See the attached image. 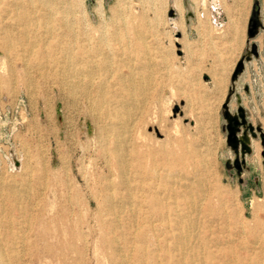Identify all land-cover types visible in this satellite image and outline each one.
I'll return each instance as SVG.
<instances>
[{
	"label": "rangeland",
	"instance_id": "1",
	"mask_svg": "<svg viewBox=\"0 0 264 264\" xmlns=\"http://www.w3.org/2000/svg\"><path fill=\"white\" fill-rule=\"evenodd\" d=\"M48 1L52 11L44 5L45 11L55 19L49 22L36 12L43 8L37 2L0 0V243L10 264H59L46 259V176L49 185L70 182L84 210L90 175L108 173L101 148L107 121L46 70V40L55 43L60 34L65 47L80 52L123 25L140 30L143 46L102 45L111 48L105 71L144 72L129 90L134 97L124 91L128 126L120 132L134 139L140 130L156 149L163 143L178 153L195 148L207 194L223 216L211 225L212 248L232 249L244 264H264V248L248 233L258 229L255 204L264 222V0ZM22 9L31 11L25 28L17 19ZM3 36L10 39L5 44ZM108 73L101 78L111 79ZM89 208L96 217L97 204ZM92 257V248L82 249L78 264H96Z\"/></svg>",
	"mask_w": 264,
	"mask_h": 264
},
{
	"label": "bare ground",
	"instance_id": "2",
	"mask_svg": "<svg viewBox=\"0 0 264 264\" xmlns=\"http://www.w3.org/2000/svg\"><path fill=\"white\" fill-rule=\"evenodd\" d=\"M27 1L43 6L36 11L41 13L42 19L46 18L48 22L55 20L53 14L45 11L44 5L51 8L48 0ZM22 10V13H17V19L25 28L32 22L31 11ZM64 25L68 31L73 27L69 22ZM117 28L102 34L89 48L80 46V52H75L70 46L65 47L60 34L55 37V43L46 40V47L42 49L46 70L55 71L53 75L58 84L68 93L89 101L107 121V134L101 148L108 172L103 177L90 175L93 185L89 186L85 211L81 208L82 195L70 182L56 180L49 185L46 176V218L50 221L46 225V259L56 260L59 264H78L81 250L92 248L96 264H244L243 256L232 249L222 250L218 245L216 249L212 248L216 240L208 237L212 234L211 225L223 220V216L216 215L217 210L207 194L199 152L185 145L178 153L168 143L156 149L146 142L147 137L138 132L140 130L134 139H125L120 132L121 128L128 126L125 117L129 104L124 91L134 97L129 90L136 89L137 76L144 71H135L132 67L127 74L105 71L107 63L111 62L108 53L111 48L106 50L102 45L108 48L113 40H126L127 47L132 45L140 49L144 42L139 29L126 25ZM3 38L4 44L10 40L6 36ZM27 43L30 49H38L34 42ZM107 72L111 79L106 81L101 77ZM113 77H116L115 82H112ZM49 195L53 198L51 205L48 203ZM91 201L97 204L98 209L93 218L89 216ZM254 208V227L258 229L252 227L248 233L254 238L251 243L261 245L260 250H263L264 222L256 212L260 205L255 204ZM242 248L245 252L254 253L246 246ZM247 259L253 262L251 257ZM8 260L9 256L0 243V264H10Z\"/></svg>",
	"mask_w": 264,
	"mask_h": 264
},
{
	"label": "water",
	"instance_id": "3",
	"mask_svg": "<svg viewBox=\"0 0 264 264\" xmlns=\"http://www.w3.org/2000/svg\"><path fill=\"white\" fill-rule=\"evenodd\" d=\"M258 24H260L259 21H255V22L253 23V25H252V30L249 31V35H250V36H254V35H255V33L257 32ZM254 46H255V45H254Z\"/></svg>",
	"mask_w": 264,
	"mask_h": 264
}]
</instances>
